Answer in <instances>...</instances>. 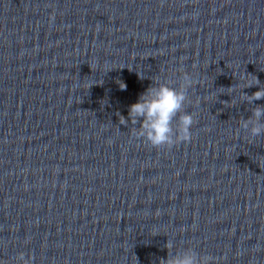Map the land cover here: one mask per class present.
I'll list each match as a JSON object with an SVG mask.
<instances>
[{"label":"water","instance_id":"obj_1","mask_svg":"<svg viewBox=\"0 0 264 264\" xmlns=\"http://www.w3.org/2000/svg\"><path fill=\"white\" fill-rule=\"evenodd\" d=\"M182 70L192 140L157 150L117 113ZM256 78L264 0H0V264H264Z\"/></svg>","mask_w":264,"mask_h":264},{"label":"clouds","instance_id":"obj_2","mask_svg":"<svg viewBox=\"0 0 264 264\" xmlns=\"http://www.w3.org/2000/svg\"><path fill=\"white\" fill-rule=\"evenodd\" d=\"M139 77L144 79L141 75ZM117 83L120 90H126L125 83L120 81ZM193 84L192 75L183 70L175 81L161 83L152 80V84L139 96L138 101L130 105L127 118L117 113L119 124L128 128L131 125L130 133L135 139L157 150H171L181 143H190L191 129L195 121L193 115L185 110V104ZM259 85L258 79L257 83L248 84L245 88L259 87L260 90L252 95L242 93V102L252 105L256 101L264 100V88ZM262 121H264V106L258 105L251 109V116L239 120V127L254 139L264 135ZM165 247L168 253L167 259H161L160 264H217L213 256L201 255L192 246L177 249L175 255H173L172 242L167 241ZM17 262L31 264V258L25 259L24 254L21 253L17 257Z\"/></svg>","mask_w":264,"mask_h":264}]
</instances>
